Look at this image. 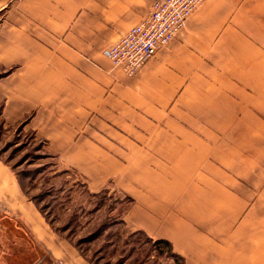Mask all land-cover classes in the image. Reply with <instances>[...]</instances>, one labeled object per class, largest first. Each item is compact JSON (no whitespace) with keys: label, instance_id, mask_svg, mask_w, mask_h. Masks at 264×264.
I'll return each mask as SVG.
<instances>
[{"label":"crops","instance_id":"0c3cea01","mask_svg":"<svg viewBox=\"0 0 264 264\" xmlns=\"http://www.w3.org/2000/svg\"><path fill=\"white\" fill-rule=\"evenodd\" d=\"M152 2L0 0V128L130 196L126 227L184 264H264V0H203L127 75L103 50ZM2 217L26 234L0 227V264H91L0 156Z\"/></svg>","mask_w":264,"mask_h":264},{"label":"rangeland","instance_id":"374dc122","mask_svg":"<svg viewBox=\"0 0 264 264\" xmlns=\"http://www.w3.org/2000/svg\"><path fill=\"white\" fill-rule=\"evenodd\" d=\"M41 146L24 130L6 132L0 128L2 159L18 174L30 196L40 195V205L50 204L47 209H53L50 217H55V226L61 227L72 218L65 232L73 242L84 240L79 247L87 256L98 264H176L165 251L158 254L144 235L129 234L118 222L123 207L119 202L122 193L109 190L90 196L86 193L84 177L41 155ZM55 174L58 175L49 181Z\"/></svg>","mask_w":264,"mask_h":264},{"label":"built area","instance_id":"2783aa9c","mask_svg":"<svg viewBox=\"0 0 264 264\" xmlns=\"http://www.w3.org/2000/svg\"><path fill=\"white\" fill-rule=\"evenodd\" d=\"M203 0H153L148 14L121 34L103 53L127 75H134L184 27Z\"/></svg>","mask_w":264,"mask_h":264},{"label":"trees","instance_id":"16d2710c","mask_svg":"<svg viewBox=\"0 0 264 264\" xmlns=\"http://www.w3.org/2000/svg\"><path fill=\"white\" fill-rule=\"evenodd\" d=\"M43 156H48L46 153H43L41 154ZM63 172H68L67 170L63 171ZM17 178H18V181L20 182L21 184V187L24 191V193L26 194V196L34 202V204L37 206L38 210L42 213V215L44 216L45 220L47 221V223L50 225V227L52 228L53 231L57 232L58 234H60L63 238H65L66 240H68L72 245H74L78 251L80 252V254L88 261L90 262L91 264H98L97 261H94L90 256H87L86 252L84 250H82L80 247H79V244H82L84 242V240H79L78 242H73L70 238V235L65 232L69 227H70V222L72 220H69L65 223V225H62L61 227H58V226H55L54 225V221L53 219L55 218H51V214L53 213V209H47V207L50 205L49 203L45 206V205H40V195H36V196H30L26 190L23 188V185H22V182L20 180V177L18 176V174L15 172ZM58 174H55V175H52L51 178L49 177V181L52 180V178H54L55 176H57ZM47 192H50V189L47 191ZM106 193L108 192L107 189H102L98 192H90L88 191V189H86V193L89 194L90 196H96L100 193ZM113 194V192H111ZM119 202L120 204L123 205L121 211L119 212V219H118V222L123 226V228L125 230H127L129 232V234H133V233H137V234H142L144 235L146 238H145V241L150 243L151 244V247L157 251L158 254H162L164 251L167 253L168 256L172 257L174 260H176V264H184V260L183 258L178 254L176 253L173 248H172V244L166 240V239H162V238H157V239H154V238H151L149 237L146 233H144L143 231H140V230H136V231H131L129 230L126 225H125V222L123 220V214L124 212L127 210L128 206L131 204L132 202V198L126 194H123L122 197L119 198ZM9 223V224H8ZM0 227H2L3 229L6 228V229H11L13 227H16L18 228L21 233L23 234H26V230L25 228L16 220H12V221H6L5 218H1V221H0ZM93 238H91L92 240Z\"/></svg>","mask_w":264,"mask_h":264}]
</instances>
